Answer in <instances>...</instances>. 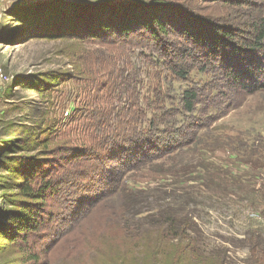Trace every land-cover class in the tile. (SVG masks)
<instances>
[{"label": "rangeland", "instance_id": "1", "mask_svg": "<svg viewBox=\"0 0 264 264\" xmlns=\"http://www.w3.org/2000/svg\"><path fill=\"white\" fill-rule=\"evenodd\" d=\"M102 1L0 0V208L12 209L6 205L7 199H23L11 186L23 178L31 179L32 175L20 174L35 164L40 171H49L53 180L58 178L57 183L61 182V193L50 199L45 208L44 225L27 241L41 252L39 264H152L146 258L148 249H135L141 252L136 258L129 249L121 247L124 237L131 241L138 233L148 240L151 228L144 216L135 217L131 207L126 208L123 219L109 213L120 211L126 204L127 200L120 197L100 202L90 210L83 203L94 195L88 192L93 187L72 175L81 171L83 165L64 168L69 148L79 154L91 148L86 146L93 143L92 117L100 109L99 98L117 92L115 87L107 92L108 79L102 73L96 77L86 70L98 71L102 63L108 65L112 59L110 66L123 83L118 89L125 86L131 93L133 85L138 84L136 96L142 116L129 125L139 124L150 136L156 135V128L157 138L172 146L188 144L183 155L149 162L124 173L120 187L133 193L143 190L144 195L164 207L177 210L182 206L185 209L179 211L181 216L198 214L196 222L204 242L215 246V251H225L224 264H258L251 250L255 245L251 243L258 240L257 246H264V201L233 205L225 195L213 194L211 190L234 186L258 189L244 176H264V159L250 156L264 153V91L248 93L232 87L226 79L224 62L219 61L223 56L195 45L193 36L213 28L212 38L221 40L217 30L213 31L215 28L238 30L237 51L227 49L222 54L232 59V67L246 60L258 63L264 51L249 52L248 32L252 24L264 21V0H159L167 6L162 16L175 27H171L173 33L158 41L146 34L133 36L132 41L105 36L103 41L45 36L20 42L15 41L16 37L8 39L10 42L2 40L4 32H14L15 26L21 25L18 20L22 10L54 6L51 12L65 17L73 6H93ZM114 1L113 4H124L130 0ZM62 6L69 9H61ZM81 13L83 10L77 11V15ZM50 26L48 23L47 27L39 25L35 29L49 31ZM199 49L204 55H217L203 59ZM206 65L207 71H201ZM175 66L188 68L189 72L179 76ZM187 91L197 95L191 112L185 109ZM120 107L113 101L111 115H118ZM244 150L249 157L243 155ZM107 166L110 171L116 165L112 162ZM256 182L264 187V181ZM175 190L181 192L174 193ZM182 191L190 192L183 195L186 204H179L175 197ZM71 192L83 200L77 216L71 213ZM126 227L129 232L123 230ZM124 251L126 255H122ZM17 256V249L11 253L6 245L0 252V264H8ZM258 257L264 262L262 252L258 251Z\"/></svg>", "mask_w": 264, "mask_h": 264}, {"label": "trees", "instance_id": "2", "mask_svg": "<svg viewBox=\"0 0 264 264\" xmlns=\"http://www.w3.org/2000/svg\"><path fill=\"white\" fill-rule=\"evenodd\" d=\"M113 2L115 1L104 0L93 4V6L78 5L73 6L71 9L62 6L61 9H69L70 12V15L65 17L59 16L60 13L53 14L51 11L54 6L22 10L19 13L18 20L21 21V25L15 26L14 32L12 30L4 32L1 35L4 36L2 40L10 42L12 40L8 39L16 37L15 41L20 42L36 36H45L51 39L70 38L103 41L105 36L107 39L118 38L127 41L131 40L133 36L146 34L145 36L151 38V40L158 41L159 38L168 37L173 33L171 27H175V24H170L161 14L167 9L166 4L163 2L159 0H130L124 4H113ZM79 10H83V13L77 15ZM88 10H91V12H87ZM48 23L54 26H50L51 30L49 31H46V28L45 30L43 28L35 29L39 25L47 27ZM215 30L222 37L221 40L215 37L212 38L211 31H200L195 32L193 36L196 41L195 45L206 47L223 56L222 59L219 60L218 58L217 60L221 61L222 64L224 62L223 69L227 73L226 79L230 81L232 87L242 89L248 93L264 91V57L258 63L256 62L257 60L253 62L246 60L241 65L232 67V59H227L228 57L222 53L227 49L232 52L237 51L239 44L237 43L236 33H238V30L215 28L213 31ZM190 32L193 34V31L190 30ZM240 32L242 34L247 33L244 30H240ZM248 33L251 37L248 42L249 52L256 50L263 52L264 21L259 20L252 24V29ZM145 36L142 38L148 39ZM190 41L186 43H190ZM142 46L145 45L142 44ZM165 51H169V49ZM199 51L200 57L203 59H205V56L217 55L209 53L210 55L207 56L202 53V49H199ZM164 54L172 57L168 52H164ZM111 60L108 65L102 63V68L98 71H86L96 77L102 74L106 76L108 79L107 88L109 86L107 92L111 91L112 87H115L117 92L114 91L113 95L107 93L99 98L100 109L92 117L94 120V125L91 126L92 134L94 135L93 143L91 146H86L91 148L89 150L84 149L83 154H79L78 152H73L71 147V149L67 150L70 156L65 160L66 165L64 168L75 166L79 168L83 165V167L79 168L81 171H77L72 175L84 184L90 182V186L93 187L88 192L94 193V195L85 199L83 204L92 210L96 209L97 204L99 205L100 202L103 203L114 197H120L124 202L127 200L126 204L120 211L109 213H112L113 216L118 214L116 217L120 215L119 217L123 219V217L126 218V208L131 207L135 217L144 216V220L147 221L146 224L151 228L148 230V240H145L141 233H138V235H135L134 240L131 241L126 240L124 237L121 246L125 250L129 249L135 257L136 254L141 255V252H136L135 249H148L149 256L146 258L147 260L151 259L152 264H224L226 261L225 251H215V246L212 247L204 242L198 222H196V220L199 221L200 216L198 214L194 213V215L188 217L181 216L179 211L185 209L182 206H178L177 210L170 206L164 207V205L157 204L158 201H155L153 197L144 195L145 192L143 190L133 193L124 187H120L124 179V173L138 169L143 165H148L149 162L157 163L158 161L169 160L174 156L183 155L188 144L176 143L172 146L163 142L161 138H157L156 128L154 130L156 135L150 136V133L139 128V124H137L138 126L129 125L130 122L141 119L142 116L139 98L136 96L138 84L133 85L131 93L128 92V89H124L125 86L118 89L123 83L120 84L116 74H114L110 66ZM175 67L179 76L186 75L189 72L188 68L186 70L178 66ZM207 69L206 65L201 68V71L205 72ZM196 99L197 95L195 92L187 91L185 93L184 100H186L185 109L187 112L193 111V103ZM113 101L121 105L120 112L115 116H113L114 113L111 115ZM218 146L222 148L220 142ZM248 153L247 150L243 151L245 157H249ZM250 156H259L260 159H264V153L261 155L250 153ZM112 162L116 166L108 171L107 164ZM3 166L5 167V165ZM31 167L30 171L20 174L32 175L31 179L23 178L21 182L13 183L11 186V190L18 191L23 199H7L8 204L6 205L12 206V209L2 210L3 208H0V252L7 245L11 253L16 252V249L20 253V256H17L15 260L8 264L40 263L41 252H36L35 247L27 244V241L31 234L38 232L44 225V211L47 208L48 201L56 198L61 193V187H59L61 182H56L58 178L54 177L53 180V176H51L49 171H40L35 164ZM62 178L61 181H64V177ZM244 178L250 180L251 186H256L258 189L247 190L234 186V188L224 190H211V193L225 195V197L229 198L230 203L233 202V205L244 201L252 202L253 204L264 201V187H261L256 182L257 180L264 181V176L251 175L244 176ZM236 179L239 178H234V180ZM81 188L85 189V186H81ZM173 192L181 191L175 190ZM182 192L183 194H175V197L179 204H186L183 195H186L185 193L190 194V192ZM71 195L69 204L72 208L71 213L73 214L72 216H77L79 206L83 200H80L81 197L74 192H71ZM24 199L28 202L24 201ZM207 209L212 210L213 208ZM84 216L85 214L81 215V217ZM123 230L130 231L127 227L123 228ZM134 231L137 232L138 229ZM150 232L152 233L151 237ZM205 239L207 240V238ZM257 241L255 240L251 243V246L255 245V248H251V250L256 263L264 264L259 257L256 258L258 251L264 255V246L262 244L257 246ZM122 255H126V251ZM125 257L123 256V258ZM112 262L116 264V261Z\"/></svg>", "mask_w": 264, "mask_h": 264}]
</instances>
